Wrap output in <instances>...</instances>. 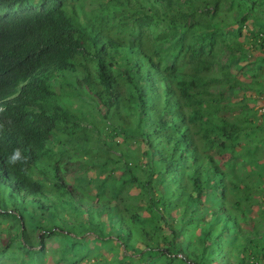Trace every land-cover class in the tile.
I'll list each match as a JSON object with an SVG mask.
<instances>
[{
  "label": "trees",
  "instance_id": "obj_1",
  "mask_svg": "<svg viewBox=\"0 0 264 264\" xmlns=\"http://www.w3.org/2000/svg\"><path fill=\"white\" fill-rule=\"evenodd\" d=\"M35 1L3 23L6 143L36 147L1 160L0 264H264V0Z\"/></svg>",
  "mask_w": 264,
  "mask_h": 264
},
{
  "label": "clouds",
  "instance_id": "obj_2",
  "mask_svg": "<svg viewBox=\"0 0 264 264\" xmlns=\"http://www.w3.org/2000/svg\"><path fill=\"white\" fill-rule=\"evenodd\" d=\"M94 0H80L77 4L70 3L67 6V12L69 19L81 8L84 10V12H88L92 9L91 3ZM96 1V0H95ZM29 2L32 3V5L29 4ZM27 4H23L22 0H9L6 3L0 2V60L1 58L7 53L10 52L11 44L14 41L15 38V30L14 29H4L3 23L6 20H10L16 17H26L28 14H35L36 8L38 9L39 14L43 12V7L38 5V3L35 0H29ZM97 6L100 8L101 4H99L97 1ZM53 14V12H51ZM54 24L58 28V32L54 31V42H56L57 50L65 56V53L63 51L61 42H62V30L61 25L58 21V18L56 17V14L54 13L51 17ZM111 18H109L108 21H110ZM2 30V31H1ZM115 31V28L113 25H109L106 32L109 33L116 41H120L119 36H114L113 33ZM25 45L28 46V40L27 37L25 39ZM94 49H90V55H94ZM66 57V56H65ZM149 65L145 64L144 68L142 70L150 69L147 68ZM61 71V70H60ZM59 72V71H58ZM57 72V73H58ZM0 78L2 79V70L0 69ZM27 84V82L22 83V85H19V90L12 91L10 90V94L5 93L4 89L0 87V169L7 168V165L1 164V160L4 157H8L7 163L9 164H16V163H26L27 157H24V155L27 154L28 151L35 149L36 142L34 138H32L29 142L26 141L23 138V140L16 144L7 146L6 139L7 137H10L12 134V130L9 128L14 124L11 116L8 117L9 108L12 106L16 109L15 102L16 99H18L20 95V88L24 87ZM17 110V109H16ZM8 111V112H7ZM9 123H11L9 125ZM2 197V196H1ZM4 201V199H3ZM0 203L1 199H0Z\"/></svg>",
  "mask_w": 264,
  "mask_h": 264
},
{
  "label": "rangeland",
  "instance_id": "obj_3",
  "mask_svg": "<svg viewBox=\"0 0 264 264\" xmlns=\"http://www.w3.org/2000/svg\"><path fill=\"white\" fill-rule=\"evenodd\" d=\"M247 35H248V33H247ZM250 36H245V37H243V38H241L240 39V41H244L245 42V45H246V48L249 50V51H251L252 53H254V56L255 57H257V59H259V58H264V48H262V47H260V46H258V48L257 49H254L253 50V45H252V43L247 39V38H249ZM253 50V51H252ZM260 55H261V57H260ZM250 62H244L241 66H245L246 67V65L247 64H249ZM262 63L263 62H261V60H258V61H256V62H254L253 64H250L251 65V67H253V69L254 68H256V69H261L262 67H264V66H262ZM260 66H262L261 68H258V67H260ZM255 69V70H256ZM247 75V80L248 81H250L251 80V76H249V73H247L246 74ZM246 80V81H247ZM259 80L261 81V82H263L264 83V68H263V72H260V75H259ZM250 104V103H249ZM261 105H262V107H261ZM250 106H251V104H250ZM258 108H259V112H260V114H262V113H264V93L262 94V96H261V98H260V104H258V106H257ZM262 156V158L264 159V154L263 155H261ZM224 167H225V169L227 168L225 165H224ZM259 170V169H258ZM257 171V170H256ZM264 175V174H263ZM96 177V176H95ZM252 178L254 179V180H259V177L257 176V173H255V174H253V176H252ZM253 192V191H252ZM262 194L264 195V191L262 192ZM255 217V215H253V216H251V217H249V219H253ZM244 225H246V223H244ZM248 226V225H247ZM4 236H7V234L6 233H4ZM79 240H82V239H84L83 237V235H77L76 236ZM88 239H89V237H88ZM50 245H52L54 248H59V244H57V243H51ZM87 245V246H86ZM86 250L88 249V250H93V252H92V254H93V256H88V257H86V261L89 259V260H92V261H94V262H101L102 261V256H107V257H111L112 255H110L109 253H107V254H100V253H96V252H99V245L98 244H94V245H92L91 243H86ZM76 249H78V247L76 248ZM66 250V249H65ZM64 249H62V250H58L57 252H56V254H55V256L54 257H48L47 258V263H49V264H55V259H58L59 257H61V256H63L64 255V251H65ZM101 251V250H100ZM103 262V261H102ZM13 264H15V262L13 261ZM62 264H68V261L67 260H63V262H62Z\"/></svg>",
  "mask_w": 264,
  "mask_h": 264
}]
</instances>
